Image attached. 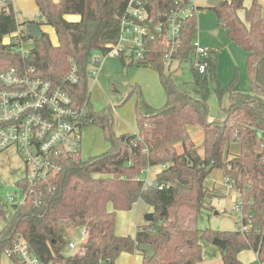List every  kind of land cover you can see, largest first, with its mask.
Wrapping results in <instances>:
<instances>
[{
  "label": "trees",
  "instance_id": "obj_1",
  "mask_svg": "<svg viewBox=\"0 0 264 264\" xmlns=\"http://www.w3.org/2000/svg\"><path fill=\"white\" fill-rule=\"evenodd\" d=\"M244 1L220 0L209 9L228 38L245 51L252 90L218 82V50L210 49L206 57L199 59L206 63L205 70L199 71L191 57L197 33L193 14L181 21L180 45L172 52L170 62L190 60L197 95L180 90L166 74L168 45L162 34L152 36L146 39L145 58L136 65L157 73L166 92V103L154 108L139 97L137 131L116 135L111 131L109 112L94 111L91 106L88 66L93 52L106 55L105 44L116 43L119 17L127 0H34L39 17L53 27L57 44L46 32L31 39L25 29L28 21L20 23L14 15L13 1L1 0L0 71L34 66L39 75L60 82L70 64H77L79 80L67 88L76 103L87 99L89 124L102 128L110 147L87 159L81 150L59 159V171L34 183L43 201L39 206L34 204V195L27 194L24 202L11 205L10 211L0 195V217L4 222L0 256L10 251L11 262L23 264L12 248L24 239L29 252L47 264H115L122 252H138L142 264H196L202 259L201 240L221 239L225 242L221 253L224 264H244L238 258L244 249L253 250L258 261L264 262V16L258 0H252L249 7L244 6ZM174 4V0H149V10L164 12ZM70 14L80 18L67 20L65 16ZM15 32L9 42H4V37ZM29 39L33 46L25 51L23 43ZM118 57L123 65L134 62L133 57ZM211 91L219 97L228 93L230 102L223 120H208ZM191 126L202 130L200 145L190 134ZM233 142L239 144L240 150L226 159ZM147 166H162L155 175L162 188L144 186L140 177ZM215 168L229 178L241 203L244 222L250 221L243 232L191 227L181 217L185 210L196 218L207 207V197L223 196L205 183ZM17 182L23 191L28 188L24 177ZM138 200L150 208L152 218L138 227L134 237L116 235V212L131 209ZM82 228L87 234L78 250L65 254L72 232ZM140 243L151 246L154 255L149 257L139 251Z\"/></svg>",
  "mask_w": 264,
  "mask_h": 264
},
{
  "label": "rangeland",
  "instance_id": "obj_2",
  "mask_svg": "<svg viewBox=\"0 0 264 264\" xmlns=\"http://www.w3.org/2000/svg\"><path fill=\"white\" fill-rule=\"evenodd\" d=\"M208 1L195 0L197 6L203 9H198L195 14L197 33L194 41L201 46L217 47L216 77L221 85L227 86L233 83L234 89H252V83L245 66V53L242 48L230 41L225 29L218 25L214 11L209 9ZM250 2L251 0H246L245 3L249 5ZM259 2L262 7V15H264V0H259ZM14 15L20 23L26 21L37 22L41 30L49 34L52 43L58 42L53 27L43 22L31 0L22 1V4L15 0ZM75 16L77 15H66L65 17L71 20L76 18ZM13 36L4 37V42L10 41ZM32 46L33 41L29 39L23 43V50L27 51ZM95 58H99V65L95 64ZM190 64V60L181 62L172 60L166 68V74L171 77L173 83L180 90L197 95L196 87L192 83L193 75L190 71ZM87 88L93 110L109 112V119L112 122L111 131L116 135H118V131L119 134L137 131L136 104L139 97L146 104L156 108L165 105L167 100L164 87L154 70L145 66H137L135 61L123 65L118 55L112 53L104 55L100 51L93 52L91 57L88 66ZM228 99V93H224L219 97L215 91H211L208 98V114L212 116V119H221L224 108L228 104ZM196 141V144L200 145L201 142ZM109 147L110 141L104 136L103 130L98 124H89L84 127L81 145V153L84 159L101 154L107 151ZM177 150L181 151L180 145H177ZM230 150L227 151L226 159L230 158V152H239V144L236 142L230 143ZM158 168L159 166H156L154 171ZM153 173V171L150 173L151 179H154ZM30 175L31 173L26 169L21 156L14 147L0 152V195L3 201L6 202L5 193L7 191L19 198L12 184L18 179L25 176L30 177ZM224 180L225 177L221 169L215 168L212 170L205 183L210 188L214 186L220 188L219 191L222 192L223 196L207 197V207L196 218H194V214L184 210L181 217L186 224L190 223V225H193L191 227L200 229L210 228L220 231L239 229L240 212L234 210L233 207L238 204L239 198L235 190L231 193H228L229 190L227 192L226 187H224ZM8 206L11 211L12 206ZM147 212H149L147 205L138 200L131 209L126 210L124 213L116 212V220H118L119 225L120 222L122 225H126L128 220L132 222L137 217L144 220ZM77 235L75 233L71 238L74 239ZM0 264L13 263L5 253H2ZM245 264L260 263L257 259H254L250 262L247 261Z\"/></svg>",
  "mask_w": 264,
  "mask_h": 264
},
{
  "label": "built area",
  "instance_id": "obj_3",
  "mask_svg": "<svg viewBox=\"0 0 264 264\" xmlns=\"http://www.w3.org/2000/svg\"><path fill=\"white\" fill-rule=\"evenodd\" d=\"M174 3L164 12L151 13L149 0H127L119 17L118 39L116 43L105 44L108 54L133 57L137 62L145 58L146 39L162 34L169 48L164 62L169 63L172 52L180 45L181 21L200 9L195 0H174ZM193 46V63L203 72L206 63L199 59L206 57L211 48L195 41ZM99 62V58H95V64L99 65ZM78 80L77 64H70L61 83L39 75L34 66L9 67L0 71V152L14 147L31 173L30 177H24L28 185L25 191L18 182L12 184L19 198L9 191L5 193L9 205L22 204L27 194L34 195L35 206L42 204L41 192L34 188L35 181L59 171V159L81 150L83 129L91 122L88 101L85 99L82 104L76 103L67 88L68 84ZM153 168L145 167L140 178L146 187L157 185L162 188L163 184L150 178ZM229 181L228 177L224 180L230 185ZM233 207L240 212L239 230L243 232L249 228L250 221L244 222L240 201ZM80 234L83 241L87 232L82 228ZM67 245L71 249L76 247L74 241H69ZM12 252L19 256L23 264H47L29 252L24 239L14 244ZM9 253L5 254L8 256Z\"/></svg>",
  "mask_w": 264,
  "mask_h": 264
},
{
  "label": "crops",
  "instance_id": "obj_4",
  "mask_svg": "<svg viewBox=\"0 0 264 264\" xmlns=\"http://www.w3.org/2000/svg\"><path fill=\"white\" fill-rule=\"evenodd\" d=\"M13 1V4L15 3V0H12ZM19 1V3L20 4H22V1H25V0H18ZM32 2H33V6L36 8V10L38 11V8H37V6H36V4H35V2H34V0H31ZM55 1V0H54ZM56 1H58V0H56ZM220 1V0H219ZM252 1V0H251ZM259 1V0H258ZM246 0L244 1V6L245 7H249L250 6V4H251V2H250V4L249 5H246ZM260 3V2H259ZM261 4V3H260ZM71 15V14H70ZM239 15L241 16V17H243V15H244V12H243V10H240L239 11ZM264 16V15H263ZM76 18H73V19H71V20H78L79 18H80V16L79 15H77V16H75ZM66 18V17H65ZM67 19L68 20H70L68 17H67ZM4 40V39H3ZM231 41V40H230ZM9 42V41H8ZM231 42H233V41H231ZM7 43V42H6ZM234 43V42H233ZM53 44H57V42L56 43H53ZM235 44V43H234ZM241 48V47H240ZM211 49H214V50H218L217 49V47H215V48H211ZM243 50V49H242ZM244 53H245V51H244ZM245 56H246V53H245ZM157 74V73H156ZM158 76V75H157ZM159 79V78H158ZM240 90H247V91H251L252 89H240ZM165 91V90H164ZM229 102H230V98L228 99V104H229ZM228 104H227V106H228ZM151 106V105H150ZM226 106V107H227ZM153 107V106H152ZM225 107V108H226ZM154 108H156V107H154ZM225 108H224V114H223V116L221 117V119L220 120H223L224 119V117H225ZM208 120H213L212 119V116H209V114H208ZM216 120V119H215ZM189 131H190V134H191V136L193 137V139L195 140V142L197 143V141L196 140H199L200 142H201V138H202V130H201V128L199 127V126H191L190 128H189ZM136 132V131H135ZM120 134H122V133H120ZM118 135H119V131H118ZM227 150H229V151H231L230 150V144H229V146H228V149ZM238 153V152H237ZM237 153H235V152H230V156L229 157H231L232 156V154H237ZM154 169H155V167L153 168V176H154V178H155V175H156V173H157V171L159 170V168H158V170H155L154 171ZM223 173V172H222ZM19 180V179H18ZM17 180V181H18ZM16 181V182H17ZM224 187H226V189H227V192H228V190H229V192L228 193H231L232 191H234L233 190V188L231 187V185H228V184H226L225 182H224ZM213 188H215V189H218V190H221L220 188H216L215 186L213 187ZM224 193V192H223ZM238 196V195H237ZM142 201V200H141ZM143 202V201H142ZM136 203V202H135ZM134 203V204H135ZM144 203V202H143ZM133 204V205H134ZM145 204V203H144ZM146 205V204H145ZM107 208H108V210L109 211H111L112 209H113V207H112V204L111 203H109L108 204V206H107ZM147 208H148V211L149 212H151V210H150V208L147 206ZM124 213L125 211H117V213ZM149 212H147V213H149ZM116 216H117V214H116ZM1 221V226H0V231H1V229H2V227H3V224H4V222H3V220L1 219L0 220ZM147 222V220L144 218V220L141 218H134L133 219V221L131 222L130 220H128L127 221V224L126 225H122L121 224V222H120V225H119V222H118V220H115V234L116 235H118V236H127V235H130L131 237H134L135 236V233H136V231H137V229H138V227L140 226V225H143V224H145ZM80 231L81 230H79V231H74V232H72V235H74L75 233H77L78 235L77 236H75V238L74 239H70V241H74L75 243H76V247L74 248V249H71V248H69L68 246L66 247V249H65V254H73V253H75L77 250H78V244L80 243V242H82L81 241V234H80ZM72 235H71V237H72ZM201 248H202V259L200 260V261H198L196 264H224V262H223V260H222V251H223V249L225 248V242L223 241V240H221V239H214V241H209V240H206V239H203V240H201ZM120 257L119 258H117L116 259V261H115V264H142V255L141 254H139L138 252H133V253H127V252H122L120 255H119ZM238 258H239V260H241L244 264L245 263H247V261L248 262H250L251 260H254V259H257V255H256V253L253 251V250H251V249H244V250H241L239 253H238ZM245 260H247V261H245ZM258 260V259H257ZM259 263L260 264H264V262H260L259 261Z\"/></svg>",
  "mask_w": 264,
  "mask_h": 264
},
{
  "label": "water",
  "instance_id": "obj_5",
  "mask_svg": "<svg viewBox=\"0 0 264 264\" xmlns=\"http://www.w3.org/2000/svg\"><path fill=\"white\" fill-rule=\"evenodd\" d=\"M219 2V0H209L208 3L210 6H215L217 3ZM26 30H27V34L28 36L31 38V39H36L38 38L42 33L43 31L41 30V28L39 27V24L37 22H31V21H28L26 23ZM162 213H166V208H164V210L162 211ZM144 218L146 220H150L152 218V213L149 212V213H146ZM137 249L141 252H144L146 253L149 257H152L154 255V249L147 245V244H138L137 245Z\"/></svg>",
  "mask_w": 264,
  "mask_h": 264
}]
</instances>
